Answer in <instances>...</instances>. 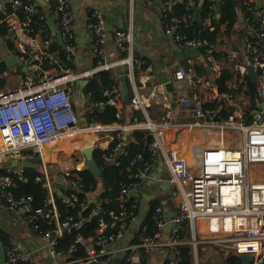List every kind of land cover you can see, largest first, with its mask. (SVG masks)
I'll return each instance as SVG.
<instances>
[{
	"label": "built area",
	"instance_id": "2783aa9c",
	"mask_svg": "<svg viewBox=\"0 0 264 264\" xmlns=\"http://www.w3.org/2000/svg\"><path fill=\"white\" fill-rule=\"evenodd\" d=\"M42 1L49 7L52 3H56L60 17L58 32L63 39V49L69 59L75 60V64L61 63L59 54L52 50L54 43L52 35L36 33L31 27V16L39 13L38 0H9L12 4L11 8L14 9L9 14L7 7L2 3L1 10L6 16L5 19H0V23H7L8 36L5 39L14 45L9 49L7 57L13 56L18 61V65L11 67L5 62V58L0 57V160L23 159L41 162L46 177L43 186L48 191L52 206L36 208L32 196H16V181L27 180L21 177L22 173L0 174V200L8 209L30 224L46 220L49 225H56L59 235L66 231H78L90 221L93 214L89 217L81 216L78 220L68 219L64 224L60 223V213L55 201L65 197L55 189L54 182L57 178L53 177V173L61 172V178L58 179L66 180L72 190L79 192L82 185L79 180L68 179L70 176L77 177L71 172L45 168L44 152L47 148H57L63 141L68 142L71 151H82L86 147L85 135L96 130H99V134L109 131V125L96 124L93 121L86 122L85 125L81 124L74 108V87L82 80L91 79L99 71L113 70L114 66L123 65L125 73L115 76L114 79L117 80L122 75L129 79L135 91L129 104L130 110L141 112L146 122L122 124V128L132 132V135L135 130L151 132L153 140L149 151L152 159L146 160L142 153H138L131 160L128 171L132 182L121 185L120 211H111L110 221L100 220L98 238L88 240L81 236L77 238V242L83 245L86 251V257L78 262L116 264L118 256L127 255L126 252L130 249L127 246L112 248L125 237L130 227L126 220L129 213L125 203L132 198L131 190L140 188L150 177L153 160L157 156H162L171 177L178 185L180 197L177 213L171 219L172 228L168 238L161 240L162 231L169 219L163 207L157 208L154 218L157 231L150 234L147 227L138 225L135 230L137 248L144 249L148 253L161 251L166 254L170 264L180 263V248L183 246L192 250L194 264H206L201 262L199 256V249L202 246L215 248L219 258L220 252H224L240 261V257L248 256L247 264H264V179L253 178L254 167L264 165V0H246L244 3V23L249 25L248 15L259 23L258 27L251 25L252 29L248 30L243 42V49L250 65L255 69V73L257 72L261 85L260 98L256 101L253 111H250L251 121L245 115L237 117L233 113L227 120H215L214 117L209 119L210 112L204 108V104L226 99L228 95L220 94L218 90L214 92L212 80L200 75L193 66L180 67L177 72V79L185 81L191 92L190 96L177 97V104L184 110L193 109L197 118L196 122L188 124V127L216 130L222 137L217 148H207L199 152L196 172L187 169V166L177 158V153L168 150L162 134L164 126L173 125V103L167 93V83L155 86L148 99H143L137 91L136 71L142 68L145 62L137 59L133 26L115 32V45L123 57L117 63H107L106 43L109 33L106 29V18L102 11L94 10L87 26L92 32L91 49L99 61L93 70L77 71L79 40L75 32L72 1ZM144 1L149 6H156L154 0ZM211 1L215 5L223 2V0ZM178 3H180L178 0H163L158 6L165 31L182 50L189 48L199 50L200 47H205L206 59L211 71L216 76H220L223 67L213 55L218 50V40L216 44H211L207 40L188 39L182 35L179 31L182 21L174 15V8ZM189 3L194 6V0ZM18 9L23 10L24 19L17 15ZM211 20L212 17H209L202 23L211 27ZM255 27L259 30V39H254ZM222 55L229 64H234L238 56L233 51H224ZM2 62L8 65L6 69L1 67ZM23 67L27 68L30 74L23 72ZM17 69L20 71L17 72ZM145 72L153 76L154 69L148 65ZM14 77L17 81H12ZM201 91L207 92L206 100L203 99ZM105 95L107 102L99 103L98 111L103 112L106 105L113 106L118 110L117 119L121 120L122 112L119 107L124 101L122 86L115 84ZM154 105L163 107L166 112L161 122L150 119V111ZM231 132H240L241 136H228ZM117 140L121 138L111 137L109 146ZM132 141H134L133 136ZM125 143L128 145V142L121 140L110 154L104 155L105 162L119 166L117 157L125 153L123 147ZM37 180L40 178L37 177ZM65 200L71 206H75L76 193ZM109 230L115 232L107 234ZM44 235L52 238L50 232ZM52 240V252L60 255L55 251L54 238ZM73 250L76 249L72 247L71 251ZM171 255L172 260H170ZM134 261L137 262L136 257ZM6 262L32 264L30 256L15 245L7 248ZM241 263L243 264L242 261Z\"/></svg>",
	"mask_w": 264,
	"mask_h": 264
},
{
	"label": "crops",
	"instance_id": "0c3cea01",
	"mask_svg": "<svg viewBox=\"0 0 264 264\" xmlns=\"http://www.w3.org/2000/svg\"><path fill=\"white\" fill-rule=\"evenodd\" d=\"M75 15V32L78 35L79 48H78V63L76 65L77 71L93 70L97 67L98 58L94 51L91 49L92 32L88 29V16L91 11L100 10L105 14L106 29L109 33V38L106 43V62L117 63L123 54L115 45V32L117 30H125L130 25L133 26L135 36V49L136 53L141 57L147 59L153 67V76H149L143 71L142 74L137 75L136 86L137 91L143 99H148L151 93L155 90V86L162 83L172 82L174 85V95L180 97L187 94V84L183 80L177 79V72L180 67H187L190 62L193 64H202V61L195 58L185 57L182 53V49L170 38V34L165 31V28L161 22L159 7L149 6L144 0H71ZM180 3H189L191 0H178ZM39 3L44 7L45 13H49V6L47 4ZM218 14V13H217ZM219 15V14H218ZM239 19V23L234 27L230 36H226V26L221 27V33L217 36L218 50L220 55L218 61L221 63L223 70L220 76H216L210 71L209 64L205 62L204 67L210 74V79L213 82L212 90L219 91L218 82L223 79L224 73L229 74L231 77L223 79L228 82V86L231 89V94H228L226 100H228L229 106L233 108V114L237 117L246 115L247 112L253 111L250 106V80L254 81L253 77L249 73V69L252 67L249 63L248 56L243 49V33L245 23L242 18ZM50 17H48L49 19ZM52 19V18H50ZM53 20V19H52ZM212 22V21H211ZM210 22V25H211ZM59 25V24H58ZM213 30V28H211ZM224 51H233L237 53V57L234 60V64H229L225 57L222 55ZM9 55L4 41L0 39V57L6 58ZM200 58V57H199ZM97 60V62H96ZM193 61V62H192ZM117 73H125V67L122 65L114 66L113 70ZM202 73V74H201ZM206 73L203 68L199 72L200 75ZM257 80L254 81L258 84V96L261 89L260 79L257 76ZM129 79L127 78V81ZM89 81V79H88ZM130 82V81H129ZM131 84V82H130ZM132 86V84H131ZM85 88V87H84ZM83 88V92H84ZM133 95L135 91L133 89ZM80 85L74 87V108L80 121L86 119L87 122L89 102L79 95ZM211 92V91H210ZM203 99H207V92L201 91ZM230 95V96H229ZM260 98V96H259ZM122 105L119 107L122 112ZM130 109V107H129ZM165 110L160 106H153L150 111V119L154 122H161L165 115ZM232 114V115H233ZM172 123L171 126H164L162 128V134L165 138V143L168 150L177 153V158L180 162L187 166L191 172L197 171L198 157L197 155L203 149L217 148L221 142V134L216 130H207L205 128L188 127V124L195 123L197 118L193 109H182L179 104L177 107L172 108ZM146 120L142 123H145ZM181 125H187L182 127ZM110 129L102 134L92 132L85 135L86 147L94 146L107 148L110 143L111 137H118L123 142L132 141V132L126 137L125 132L128 130L123 129V125L120 123H114L109 125ZM228 136L240 137V132H231ZM61 145V144H60ZM48 149L54 150L52 156L48 158L47 164L50 166L49 170L71 172L82 171L86 167V160L82 154V151H71L68 147L67 141H65L60 147L55 149L47 148L44 152L46 156ZM58 150V151H57ZM82 157V158H81ZM46 159V157H45ZM12 159L0 160V171L6 174H18L22 173V178L28 179L35 176L37 172L44 173L42 164L39 168H22L18 166H12ZM9 165L6 167V165ZM254 179H264V165L254 167ZM77 176V175H76ZM55 180V189L58 193H63L67 190L66 180L64 185H59L58 182L61 179V172L58 174L53 173ZM103 185L99 184L97 190L94 193L88 194L89 204L99 203L100 194L103 191ZM139 192L137 196H132L139 202V213L133 219L125 237L112 246V248H119L121 246H127L130 249L127 250L129 259L134 264H139L142 259V254H147V264H164L168 257L161 251L146 252L144 249L137 248L138 241L133 243V240H137L135 235L136 227L143 223L144 218L147 216L150 204L156 200L162 202V207L166 212V215L177 213V206L179 202V189L177 183L171 177L168 170L167 163L162 156H157L153 160V169L150 177L144 182V184L138 188ZM175 190H177L176 196H174ZM19 225V226H18ZM22 225V226H21ZM169 232L162 231L161 240L168 238ZM52 238H47L42 235L36 227L28 223L24 218L19 217L12 212L6 204L0 200V245L7 250L11 245H15L20 248L24 253L28 254L32 260V264H70L67 261L66 255H56L52 252ZM10 245V246H9ZM215 248L202 246L199 249V256L202 263L206 264H224L227 263L226 259L231 257L228 253L220 252V258L215 253ZM224 256H223V255ZM192 255V250H191ZM120 259L123 256H118ZM135 257L137 262L134 261ZM193 259V255H192ZM194 264V261H192ZM7 264V262L5 263Z\"/></svg>",
	"mask_w": 264,
	"mask_h": 264
},
{
	"label": "trees",
	"instance_id": "16d2710c",
	"mask_svg": "<svg viewBox=\"0 0 264 264\" xmlns=\"http://www.w3.org/2000/svg\"><path fill=\"white\" fill-rule=\"evenodd\" d=\"M26 1V0H22ZM202 0H194V6H191L190 3H178L174 8V15H176L181 21L179 31L182 35H185L188 39H201L207 40L211 44L217 43V36L221 33V27L226 26L227 30L225 35L230 36L233 32L235 26L238 25L240 16L245 17V1L246 0H223L221 12L218 15L216 11V5L211 0H203L202 4V21H205L207 18L212 17L211 27L204 26L201 24H193L192 19L195 13L196 8L201 3ZM5 5L7 7V13L13 12L14 9L11 8L12 4L10 2L5 3V0H0V19H5V14L1 10V6ZM38 14H33L31 16L32 23L31 27L34 31L41 32L43 34L52 35L54 43L52 44V50L56 51L59 54V59L61 63H70L71 65L75 64V60L69 59L68 54L65 52L63 47H61L57 40L56 35L53 34L51 26L48 22V17L53 19V22L58 26L59 24V13L57 11L56 3H52L49 7V13H45L44 7L40 4L38 0ZM94 11H91L88 16L89 19L92 17ZM17 15L19 18L24 19L25 14L23 10L18 9ZM249 25L247 26L245 23L244 33H243V42L245 36L248 34V30L252 29V24L259 26L258 21L253 18L251 15ZM255 27L253 36L254 39H259V30ZM213 28V30H211ZM8 36V25L3 22L0 23V39L3 41ZM6 46V50L13 48L14 45L11 41L4 42ZM200 59L202 64H193L190 62L186 66H193L198 72L203 70L206 73H203V76L207 80L210 79V72L204 67L203 64L207 62L206 59V48L200 47ZM215 58L220 59V55L215 51L213 53ZM98 58V57H97ZM137 59H140L145 62L144 66L136 71V75L142 74L145 72L146 66L150 65V62L137 54ZM195 58V60H198ZM99 61V59H98ZM97 62V60H96ZM208 63V62H207ZM209 64V63H208ZM2 68L6 69L8 65L5 62H2ZM210 67V65H209ZM208 67V69H209ZM211 71V70H210ZM121 75L123 73H117L112 70H103L94 74V76L89 79L88 84L84 88V95L88 100L90 106L88 109L87 122L93 121L96 124L101 125H111L114 123L120 124H130L137 121L138 123L144 122L145 116L138 111H132L129 109V104H126L124 101L122 102V119L118 120L116 114L118 112L117 108L106 105L103 112L98 111L99 103H106L107 97L105 93L112 88V86L121 85L119 79L115 80L114 77L117 75ZM202 74V73H201ZM223 79H228L231 76L227 73L223 74ZM120 78V77H119ZM223 79L219 80L218 87L220 94H231V89L228 86V82H225ZM128 86L130 90L129 98L130 101L133 98V90L132 86L128 80ZM250 88V106L252 110L255 107L256 101L259 100L258 96V84L254 81L250 80L249 82ZM191 92L187 89L186 96H190ZM204 108L210 112L209 119L214 117L215 120H227L231 117L233 108L229 106L228 100L226 99H218L215 102H206L204 104ZM246 117H249V120H252L251 112H247ZM134 141H131L127 147L124 149V152L120 158V165L110 164L105 162L104 155L110 154L111 150L117 146L121 140H117L112 143L108 149L97 148L94 153V158L100 168L101 175L98 176L93 170L89 168H85L82 171H75L74 173L77 177L70 176L68 179L70 180H79L82 185L79 192L67 189L63 193L66 199H70L72 194L76 193L77 202L75 206H71L65 198H58L55 201V205L60 213V223L64 224L68 219L78 220L81 216L89 217L92 215L90 221L86 222L82 228L78 231L72 232H63L61 235L57 233L56 225H49L46 220H40L36 223H33L34 227L42 234H46L48 232L51 233L52 238H54L56 245L55 251L60 255H66L67 261L70 264H80L78 261L84 259L86 257L85 247L77 242V238L79 236L84 239H96L99 237V223L101 219L106 221H110V212L111 211H120V192L121 185L124 183L132 182L130 178V172L128 171V167L130 165L131 160L138 153H142L146 160H151L152 156L149 151L150 143L153 140L151 132L148 130H135L133 133ZM41 165V162H38ZM36 175L28 178L27 180H17V188L15 189L16 196H32L34 198V204L36 208H44L48 206L51 208L52 204L49 201V194L47 189L43 186L46 182V177L44 173L40 171H36ZM0 174H6L1 173ZM37 177L40 180H37ZM56 182H54L55 185ZM99 184L103 185V191L100 194L99 203L97 204H89L88 202V194L94 193ZM125 205L128 209V225H131L132 220L139 213V202L135 198L129 199ZM162 202L156 200L150 204L149 211L147 216L144 218L142 223V227H147L148 232L153 234L157 231L156 223H155V215L156 209L162 207ZM114 230L107 231V234L114 233ZM188 237V235H186ZM138 240H133V243H136ZM10 246V245H9ZM12 246V245H11ZM75 248L76 250L71 251V248ZM181 252V261L179 264H192L193 259L191 255V249L187 246H183L180 248ZM227 264H242L238 258L228 257L226 259ZM119 264H134L129 260V255L127 254L124 258L121 259ZM139 264H147V254H142V259ZM164 264H170L168 260L165 261Z\"/></svg>",
	"mask_w": 264,
	"mask_h": 264
},
{
	"label": "water",
	"instance_id": "95a60500",
	"mask_svg": "<svg viewBox=\"0 0 264 264\" xmlns=\"http://www.w3.org/2000/svg\"><path fill=\"white\" fill-rule=\"evenodd\" d=\"M9 0H5V3H8ZM163 2V0H154V4L156 6H159L161 5ZM41 3H43V1L41 0ZM202 4H203V0L201 1V3L198 5V7L196 8L195 10V13H194V16H193V19H192V23L193 24H201L202 23ZM221 8H222V4L221 3H217L216 4V11L218 14H220L221 12ZM241 20H242V17H241ZM48 22H49V25L51 26V29L53 31V33L56 35V39H57V42L58 44L63 47L64 46V43H63V39H62V36L61 34L58 32V26L53 22L52 19H48ZM171 39H172V36H169ZM4 41L6 42L7 40L4 39ZM183 55L185 57H188V58H199L200 57V51L196 48H189V49H184L182 51ZM5 62L11 66V67H16L18 65V61L13 57V56H9V57H6L5 59ZM23 72L25 73H28V70L27 68L23 67L22 68ZM249 73L250 75L253 77L254 81L257 80V77H256V73H255V69L253 67H251L249 69ZM120 82H121V86H122V89H123V93H124V102L126 104H129L130 103V98H129V94H130V90H129V86H128V81H127V77L125 75H122L120 76L119 78ZM88 79L86 80H82L79 82V85H80V91H79V95L80 97L82 96L83 98H85V95H84V92H83V88L88 84ZM166 89H167V93L169 95V98L171 99L172 103H173V107H177V97L174 95V85L173 83L170 81L167 83L166 85ZM256 113H259L258 111H256ZM86 119H84L83 121H81V124L82 123H85ZM130 131H126L125 134H126V137L129 135ZM125 142H126V139H125ZM126 143L125 145L123 146L124 148H126ZM95 150L96 148L94 146H87L85 147L83 150H82V154L84 156V159L86 160V167L93 170L98 176L101 175V171H100V168L94 158V153H95ZM120 156L117 157V159H119ZM6 167L9 166L7 164H5ZM12 166H18V167H22V168H39V164L36 163V162H31L29 160H23V159H18V160H14L12 161ZM59 185H64V181L60 180L58 182ZM67 188L68 189H72L70 185H67ZM138 192L139 190L136 189V188H133L131 190V195L132 196H137L138 195ZM174 213H171V214H168L167 215V219H169V221L166 223L165 227H164V230L166 232H170L171 231V228H172V218L174 217ZM19 226V225H18ZM22 226V225H21ZM173 257L172 255L170 256V260H172ZM241 261L243 262V264H247L248 263V260H249V257L248 256H242L240 257ZM0 263L1 264H5L6 263V250H5V247L3 245H0ZM120 263V259L118 258L116 260V264H119Z\"/></svg>",
	"mask_w": 264,
	"mask_h": 264
},
{
	"label": "bare ground",
	"instance_id": "6f19581e",
	"mask_svg": "<svg viewBox=\"0 0 264 264\" xmlns=\"http://www.w3.org/2000/svg\"><path fill=\"white\" fill-rule=\"evenodd\" d=\"M95 133H97V134H99L100 132H99V130H96L95 131ZM60 147V146H59ZM45 150H47V149H45ZM53 152H54V150H50V149H48V151H47V153H45V157H46V159H45V168H47V169H50V166H48V164H47V160H48V158H50L51 156H52V154H53ZM44 157V158H45ZM169 221V220H168Z\"/></svg>",
	"mask_w": 264,
	"mask_h": 264
},
{
	"label": "rangeland",
	"instance_id": "374dc122",
	"mask_svg": "<svg viewBox=\"0 0 264 264\" xmlns=\"http://www.w3.org/2000/svg\"><path fill=\"white\" fill-rule=\"evenodd\" d=\"M19 71H20V70L17 69V72H19ZM12 81H17L16 77H14V78L12 79ZM64 142H65V141L61 142L60 144L62 145ZM67 143H68V142H67ZM60 144L58 145V147L61 146ZM57 151H58V150H57ZM81 158H82V157H81ZM176 194H177V190H175L174 196H176Z\"/></svg>",
	"mask_w": 264,
	"mask_h": 264
}]
</instances>
